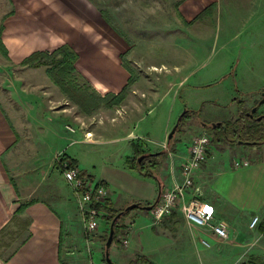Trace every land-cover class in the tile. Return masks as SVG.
I'll return each instance as SVG.
<instances>
[{
  "label": "rangeland",
  "instance_id": "1",
  "mask_svg": "<svg viewBox=\"0 0 264 264\" xmlns=\"http://www.w3.org/2000/svg\"><path fill=\"white\" fill-rule=\"evenodd\" d=\"M51 1L0 0V88L15 83L20 69L35 68L22 64L24 58L35 51L24 57L19 64L11 63L9 51L3 43V35L16 40L19 12L25 13L27 9L35 7L50 8L53 5ZM203 1L206 3V0ZM90 2L109 27L122 37L124 45L119 56L129 77L123 87L124 97L119 103L106 106L95 99V105L99 106L88 107L86 111L84 107L68 99L48 77L56 86L60 97L55 104L60 114L57 118H52L53 124L55 121L62 124L59 132L70 137V144L66 146H72L69 155L66 146L60 148V152L57 151L53 159L54 168H58L55 162L57 155L68 156L66 159L69 162L70 159L75 160V164L92 174L96 180L102 174V167L107 166L109 169L137 175L140 179L154 181L159 189L158 181L166 180L169 177V167L177 165V150L181 152L188 148L195 135L206 133L210 136L208 127L212 123L234 122L240 116L247 124L255 123L244 116L253 107H257L255 115H264V0H216L188 21L178 12L180 0ZM62 45L69 46L76 54L73 66L77 76L75 80L81 90L93 97L114 93L92 87L76 66L77 51L67 43L59 46ZM113 48L110 43L102 44V62H97L102 69H111ZM41 67L46 72V66ZM188 109L199 113H185L184 121L168 142V134L181 114ZM261 120L264 123V118ZM201 122L207 126L203 127ZM66 126H71L74 130L69 131ZM238 134L244 139L237 140V136L233 134L220 136L215 141L211 138L208 158L212 156V163L226 164L232 158L238 160L242 152L249 157L251 151L264 149V142L247 143L258 139L257 135L244 128ZM46 142L48 145L52 143L50 146L54 145L49 135ZM132 143L139 145L145 153L165 152L166 158H161L152 177L141 176L132 167ZM155 158L159 159L160 155ZM151 167L146 168L151 170ZM50 179L53 183L54 176ZM64 181L60 169L57 171L56 182L62 188V194L59 200L61 207L57 208L62 213L66 212L67 217L80 220L83 230L93 235L95 230H85L77 198ZM112 190L115 191L114 196H118V207L125 208V202L134 198L131 193L123 190L113 187ZM135 202L146 205L145 201ZM139 212L145 211L141 207L133 208L122 215L120 220ZM263 215L264 209L262 213L244 216L247 218L244 230L246 243L243 246H232L234 249L224 251L226 254H218L219 264L228 261L242 262L250 257L264 263V236L258 231ZM254 216H258V222L250 227V220ZM143 217L144 221H151L152 224L161 220L154 222L151 216ZM101 220L106 222L102 214L99 223ZM136 224L139 225L138 220ZM106 225L102 239L103 253L108 230V224ZM240 229L238 221L231 227L228 225L227 237H217L218 241L234 244L238 241ZM123 231V236H126L127 228ZM231 238L232 241H229ZM121 239L120 242L114 240L109 248L110 259L116 264H129L131 255L134 256L133 259L144 256L150 264L208 263L201 253L191 247L186 237L175 239L167 232L156 234L152 227L143 230L140 238L129 240L128 236L127 248H123ZM206 241L208 245L202 244L210 248L211 243ZM88 250L91 255L92 249ZM103 255L98 264L104 261Z\"/></svg>",
  "mask_w": 264,
  "mask_h": 264
},
{
  "label": "crops",
  "instance_id": "2",
  "mask_svg": "<svg viewBox=\"0 0 264 264\" xmlns=\"http://www.w3.org/2000/svg\"><path fill=\"white\" fill-rule=\"evenodd\" d=\"M215 2L180 0L177 9L188 21ZM51 3L55 5L50 8L35 7L19 12L16 40L3 35L11 63L19 64L33 51H51L67 43L77 51L76 66L92 87L119 92L129 77L119 56L124 45L122 37L102 19L90 0H52ZM107 43L114 46L110 70L97 64L102 62V44ZM52 84L40 66L20 69L15 83L0 88V264H98L104 254L102 239L106 222L101 220L94 234H87L80 220L67 217L66 212L57 208L61 207L62 188L57 186L59 169L54 168L53 159L60 148L70 144V137L60 134L61 123L53 124L52 118L60 114L55 105L60 97ZM48 135L54 141L52 146L46 142ZM66 147L69 155L72 146ZM177 153V165H171L169 177L160 180L162 188L179 178L178 167L187 157V147ZM238 159H246L248 164L235 167L234 158L229 163L216 164L211 156L194 175L198 197L208 205L214 221L223 220L229 227L236 221L241 225L234 244L219 242L208 228L189 224L176 209L155 224L144 221L143 216L149 218V211L124 217L122 224L129 232L126 239L140 238L143 230L152 227L156 234L167 232L175 239L186 237L207 264H219L218 254H226L224 251L233 250L232 246L246 243L244 216L262 213L264 209V149L251 151L249 157L242 152ZM136 176L102 167L98 180L105 182L112 208H124L116 205L118 196H114L112 187L133 195L124 205L155 200L158 187L154 181ZM201 239L208 240L211 247H205ZM127 246L128 239L123 248ZM133 258L131 255L128 262ZM225 264L251 263L245 260Z\"/></svg>",
  "mask_w": 264,
  "mask_h": 264
},
{
  "label": "built area",
  "instance_id": "3",
  "mask_svg": "<svg viewBox=\"0 0 264 264\" xmlns=\"http://www.w3.org/2000/svg\"><path fill=\"white\" fill-rule=\"evenodd\" d=\"M66 127L69 131L74 130L71 126ZM210 141L211 137L206 133L195 135L191 139L187 148V157L178 167V180L161 189L157 201L149 210V215L154 222H157L176 209L189 224L208 228L216 237L223 239L228 235V224L223 220L214 221L208 205L198 197L200 193L195 186L194 175L207 161ZM55 162L77 198L85 230L88 232L96 230L102 213L94 208L93 204L103 203L107 199L106 187L99 180L90 179L86 174L82 175L83 170L77 164L69 162L64 156L57 155ZM247 164L246 159L233 161L235 167ZM257 222L258 216H254L249 226L253 227ZM202 243L208 245L206 240H202ZM121 244L127 245L125 236L121 239ZM101 264H106V262L103 261Z\"/></svg>",
  "mask_w": 264,
  "mask_h": 264
},
{
  "label": "trees",
  "instance_id": "4",
  "mask_svg": "<svg viewBox=\"0 0 264 264\" xmlns=\"http://www.w3.org/2000/svg\"><path fill=\"white\" fill-rule=\"evenodd\" d=\"M76 59L75 52L67 45H62L57 48H55L52 51H35L28 55L24 60L22 61L23 65H30L32 67H39V66H46V72L48 77L52 80L54 84H56L61 91L68 97V99L72 100L75 104H77L80 107H84L85 111L86 108H95L96 106V100H99L102 102V104L106 106H111L114 104L119 103L122 98L124 97V88H122L118 93H108L101 96H88L85 91L81 90L78 83L76 82V74L75 69L73 66V63ZM95 94V93H94ZM96 99V100H95ZM83 109V108H82ZM187 112H193V113H199L196 110H185L181 116L179 117L177 121V127L176 129L181 126L182 122L184 121V115ZM246 116V115H244ZM247 118L255 121V123L247 124L243 122L241 119L243 118L240 116L238 119H236L234 122H219L214 123V126L211 124L209 126L210 130V136L212 138V141L218 140L220 136L226 137L228 134H233L237 136V140L244 139L241 138V135L238 134V131L241 128H244L247 132H250L251 134L257 135L259 137L258 139H252L247 141L249 144H261L264 142V123L262 122L261 118L260 120L252 119L249 116H246ZM175 129V130H176ZM219 130V131H218ZM175 132V131H174ZM172 138V137H171ZM172 139H169L168 142H170ZM244 141V140H243ZM171 148L173 149V143L171 142ZM132 156H131V164L134 170L139 173L141 176H149L152 177L153 172L155 168L159 167L161 163V158H166L165 152H155V153H145V151L136 143H132ZM143 155V158L138 161L139 156ZM159 159H156L155 156H159ZM71 163H75V160L70 159ZM147 166H152L151 170L146 168ZM153 169V170H152ZM82 175H87L90 179H95V177L92 174H89L86 171L82 172ZM100 181V180H99ZM101 184H103L106 187L105 182L100 181ZM159 190L161 191L162 185L160 180L158 181ZM155 201V200H154ZM153 201V202H154ZM152 202V203H153ZM152 203H146L152 204ZM141 204V203H140ZM93 207L99 210L102 213V216L104 217L106 223L108 224V230L105 237L108 236L109 231V225L113 219V217L118 213L121 212L120 217L115 223L114 226V233H113V240H117L120 242V239L122 238L124 234V225L122 224L121 217L124 214H127L129 211H124L123 209H114L110 206V202L108 199H106L103 203H95L93 204ZM146 211V210H144ZM258 231L264 236V215L261 220V222L258 225ZM124 237V236H123ZM104 259V255H103ZM144 263V264H150V262L144 257L139 256L135 259L131 260L129 264H137V263ZM248 263L251 264H263L261 261L254 259L253 257H250L247 260Z\"/></svg>",
  "mask_w": 264,
  "mask_h": 264
},
{
  "label": "water",
  "instance_id": "5",
  "mask_svg": "<svg viewBox=\"0 0 264 264\" xmlns=\"http://www.w3.org/2000/svg\"><path fill=\"white\" fill-rule=\"evenodd\" d=\"M261 102H263V100H261ZM256 111V107H253L250 111H249V115L252 116V114ZM264 115H261V116H257L256 119L257 120H260L261 118H263ZM219 123V122H218ZM177 124L174 126V128L172 129V131L168 134L167 138L168 140L171 139L176 127H177ZM214 126V124H213ZM248 143V142H247ZM143 158V155L139 156L138 158V161H140L141 159ZM159 194H160V190L158 189V193H157V196L155 198V201L152 203V204H148V205H141L140 203L138 202H134V203H131L129 205H127L125 208H124V211L122 212H125V211H129L133 208H136V207H141L142 209L146 210V211H149L151 209V207L153 206V204L157 201L158 197H159ZM121 215V212H118L112 219L110 225H109V231H108V236L106 238V241H105V244H104V261L106 262V264H116L115 262H113L111 259H110V256H109V248H110V245L112 243V240H113V233H114V226H115V223L116 221L118 220V218L120 217Z\"/></svg>",
  "mask_w": 264,
  "mask_h": 264
},
{
  "label": "flooded vegetation",
  "instance_id": "6",
  "mask_svg": "<svg viewBox=\"0 0 264 264\" xmlns=\"http://www.w3.org/2000/svg\"><path fill=\"white\" fill-rule=\"evenodd\" d=\"M257 108V107H256ZM256 112V111H255ZM255 112L252 114V116L251 115H249V112H247L246 113V116H249L250 118H252V119H256V117H257V115H255ZM264 118V117H263ZM201 124L203 125V127H206L207 126V124L206 123H203V122H201ZM214 123H212V125H213ZM209 128V127H208ZM174 134V133H173ZM173 136V135H172ZM157 152H160V151H157Z\"/></svg>",
  "mask_w": 264,
  "mask_h": 264
}]
</instances>
